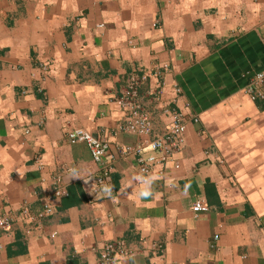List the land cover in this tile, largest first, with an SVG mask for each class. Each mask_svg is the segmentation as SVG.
I'll list each match as a JSON object with an SVG mask.
<instances>
[{"label":"crops","instance_id":"obj_1","mask_svg":"<svg viewBox=\"0 0 264 264\" xmlns=\"http://www.w3.org/2000/svg\"><path fill=\"white\" fill-rule=\"evenodd\" d=\"M263 36L264 0H0V264H99L118 243L111 264H264V106L242 91ZM130 73L156 131L185 121L148 196L121 151L150 138L122 128Z\"/></svg>","mask_w":264,"mask_h":264},{"label":"built area","instance_id":"obj_2","mask_svg":"<svg viewBox=\"0 0 264 264\" xmlns=\"http://www.w3.org/2000/svg\"><path fill=\"white\" fill-rule=\"evenodd\" d=\"M245 77L246 81L242 88L243 93L250 101L258 102L264 106V67L250 74H245ZM144 80L145 77L142 74H128L118 98L119 107L124 114L122 128L132 134L150 136L144 146L142 143H138L132 147L124 146L121 148L124 153H136L139 155L138 173L142 180H146L153 173L156 176L162 174L160 168H156L153 171V167H159L172 152L180 148L185 129V121L180 114L172 115V119L166 127L158 131L154 129L152 120L143 109V96L139 91ZM193 120L195 121L196 119ZM66 138L70 143L83 142L88 148L91 160L97 164L102 163V158L106 151L104 142L91 136L81 128L69 130L66 133ZM145 150L147 153L144 156L140 155ZM108 170V168H104L101 174L95 177L91 192L95 193L105 190V176ZM62 194L63 191L60 188L53 190V195L56 198ZM192 209L195 212H205L207 211V205L196 200L192 204ZM52 210L51 205L44 203L35 216L40 218L50 214ZM6 225L5 219L0 218V228L6 229ZM115 251L118 253L122 252L120 243L103 245L98 252L99 264H111L112 255Z\"/></svg>","mask_w":264,"mask_h":264},{"label":"clouds","instance_id":"obj_3","mask_svg":"<svg viewBox=\"0 0 264 264\" xmlns=\"http://www.w3.org/2000/svg\"><path fill=\"white\" fill-rule=\"evenodd\" d=\"M140 179V178H138ZM151 181L150 180H142V184H143V187H141V189L139 190V195L140 196H148L151 194L150 192V185ZM106 192H109L110 189H105Z\"/></svg>","mask_w":264,"mask_h":264}]
</instances>
